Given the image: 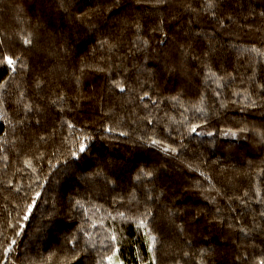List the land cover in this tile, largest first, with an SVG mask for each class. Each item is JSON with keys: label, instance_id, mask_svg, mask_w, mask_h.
I'll use <instances>...</instances> for the list:
<instances>
[{"label": "trees", "instance_id": "1", "mask_svg": "<svg viewBox=\"0 0 264 264\" xmlns=\"http://www.w3.org/2000/svg\"><path fill=\"white\" fill-rule=\"evenodd\" d=\"M260 53L264 0H0V264H258Z\"/></svg>", "mask_w": 264, "mask_h": 264}, {"label": "snow or ice", "instance_id": "2", "mask_svg": "<svg viewBox=\"0 0 264 264\" xmlns=\"http://www.w3.org/2000/svg\"><path fill=\"white\" fill-rule=\"evenodd\" d=\"M24 43H25V44H30L31 41H30V39H27V38H26V39H24ZM260 55H264V53H260ZM6 60H7V64H8L9 66H13V67H14V65H15V60H14V59H12L11 57H8V58H6ZM117 87H120V85H117ZM123 90H124L123 87H121V91H123ZM192 131H195V128H193ZM84 140H87V137H85ZM152 143H153V144H156L157 141L153 140ZM86 148H87V144H86L84 141H81V142L79 143V147H78L77 149L73 150L72 155H73V156H77V153H78V152H79V153H84V152L86 151ZM165 151H168V149L166 148ZM173 151H174V149H173ZM77 158H79V157L77 156ZM29 164H30V162H29ZM77 203H79V202H77ZM30 207H31V206H29V210H30ZM261 215H264V212H262ZM146 216H147V213H145V217H146ZM25 219H27V217H25ZM138 226H140V227H147L146 224H145V221H144L143 219L140 220V221L138 222ZM149 234H150V233H149ZM112 239L115 240L116 237L113 236ZM151 240H152V241H155V237L152 236V237H151ZM12 243L14 244L15 241L13 240ZM11 250H12L11 248H7V249H6V252H10ZM115 255H116V253L113 252L112 255H109V256L106 257L107 260H108V264H122V262H118L117 260H115V259L113 258ZM73 259H75V257H73ZM258 264H264V258H261V259L258 261Z\"/></svg>", "mask_w": 264, "mask_h": 264}]
</instances>
